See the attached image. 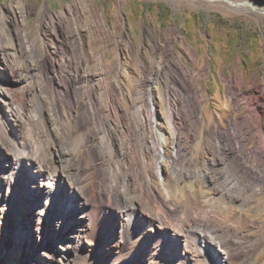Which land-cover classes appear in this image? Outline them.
<instances>
[{"label": "bare ground", "instance_id": "6f19581e", "mask_svg": "<svg viewBox=\"0 0 264 264\" xmlns=\"http://www.w3.org/2000/svg\"><path fill=\"white\" fill-rule=\"evenodd\" d=\"M210 1L225 2L237 11L264 13V6L253 1ZM1 54L0 67L13 74L4 65L8 54L2 50ZM48 57L32 54V75L36 79L32 90L23 78L15 80L21 94L31 95L27 101L23 98L18 104L14 91L0 83V264L7 262L8 251L16 252V261L8 264H77L81 247L93 236L91 208L96 205L91 203L87 187L94 188L92 181L97 176L106 178V190L118 204L122 242L145 235L164 242L168 252L179 259H194L198 254L208 264L238 257L245 258L243 264H264V208L256 199L252 208L250 197L264 195V164L259 172L250 165L257 155L246 151L253 143L243 136L241 121L234 123L231 119L229 131H217L211 158L203 167L190 169L193 135L184 131L192 132L193 124L202 120L198 115L203 114L192 96L178 92L170 114L161 116L156 112L151 86L141 88L138 97L146 92L149 101L140 100L133 106L136 122L132 125L127 107L112 106V91L116 88L122 93V88L110 86L105 73L88 67L81 57L74 74L64 76L57 62ZM244 80V74L226 77L227 94L238 110L241 105L236 97L244 95L251 113L247 117L251 131L258 132L259 128L264 130V89L255 79V85L245 93ZM233 88L239 95L231 92ZM248 94L251 96L246 97ZM63 97L68 98L67 103ZM185 100L190 105H185ZM148 154L152 160L150 177L161 184L154 180L150 184L145 175L143 161ZM259 160L264 163L262 156ZM121 168L125 170L122 180L118 177ZM23 187L30 204L37 200L33 193L36 188L45 198L42 210L33 214L37 221L34 230L30 229L31 220L10 213L14 198L24 197ZM158 188L168 196L171 190L176 196L185 191L202 195L201 205L197 204L191 214H184L180 208L171 209L164 217L147 213L141 198L157 203ZM132 193L138 196L131 198ZM233 215L245 222L244 229L218 221ZM205 228L222 235L231 232L236 240L228 247L219 239L202 235ZM55 229L60 241L51 245L49 232ZM195 229L199 251L192 249L187 235ZM147 250L148 243L128 264L147 259Z\"/></svg>", "mask_w": 264, "mask_h": 264}, {"label": "rangeland", "instance_id": "374dc122", "mask_svg": "<svg viewBox=\"0 0 264 264\" xmlns=\"http://www.w3.org/2000/svg\"><path fill=\"white\" fill-rule=\"evenodd\" d=\"M235 1H253L264 6V0ZM1 50L8 54L4 65L10 73L13 72L9 74L0 67L1 87L11 88L18 104L23 98L27 101L31 95L29 92L21 94L14 85L15 80L23 78L30 90L36 84L32 75L33 53L43 58L48 54V58L55 60L58 68L61 67L64 76L73 75L79 59L83 57L88 67H96L107 75L110 86L114 84L122 88V93L113 88L116 91H112L115 102L112 106L118 109L127 107L132 125L136 122L133 106L140 100L149 101L146 92L138 97L141 88L151 86L153 103L161 116L170 114L178 92L183 91L185 97H193L203 114L198 115L202 120L193 124L192 132L189 129L184 131L193 135L189 144L192 154L188 168L204 166L212 156L215 133L229 131L228 122L231 119L234 123L241 121L243 136L252 139L253 144L248 145L246 151L257 155L250 163L253 170L259 172L263 168L264 163L259 157L264 158V130L251 131L247 100H243L244 95H239L233 88L231 92L239 95L236 99L241 110L233 106L225 81L226 77L244 74L245 93L255 85V79L264 89L263 12L237 11L225 2L210 0H0V55ZM93 61L97 64L93 65ZM62 88L66 86L62 85ZM62 99L68 102V98ZM184 104L190 105L187 100ZM122 112L120 110L119 114ZM151 162L148 154L147 161H143L145 175L150 184L152 180L157 185L161 184L160 180L150 177ZM209 167L215 168L211 164ZM113 172L116 170L113 169ZM124 173L121 168L120 180L124 178ZM92 182L94 188H87L91 203L96 205V208H91L94 211L93 236L81 247L77 264H128L140 249L146 247V243L148 258L137 264H208L198 254L194 259H179L168 252L164 242L145 235L122 242L118 204L106 190L108 182L100 176ZM165 192L158 188L157 203L141 198L144 211L164 217L174 208L191 214L197 204L201 205L202 195L193 196L185 191L176 196V192L171 190L168 196ZM22 193L24 197H15L9 206L10 213H13L12 217L31 220L30 229L34 230L37 221L33 214L42 210L45 198L36 188L33 193L38 201L30 204L24 187ZM135 195L138 196L130 194L131 198ZM250 197L254 201L252 208H255V199L259 207L264 208V195L255 197L251 194ZM218 221L233 229H244L245 226V222H240L235 215L224 216ZM196 231H187V235L192 249L199 251ZM56 233L57 229L49 232V244L60 241ZM200 233L219 239L228 247L236 240L231 232L222 235L214 229L205 228ZM122 246L124 248L118 251ZM5 260V264L15 262L16 252L8 251ZM244 262L245 258L238 257L220 264Z\"/></svg>", "mask_w": 264, "mask_h": 264}]
</instances>
